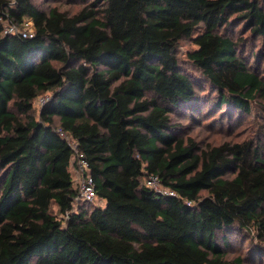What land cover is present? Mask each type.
Returning a JSON list of instances; mask_svg holds the SVG:
<instances>
[{"label": "trees", "instance_id": "obj_1", "mask_svg": "<svg viewBox=\"0 0 264 264\" xmlns=\"http://www.w3.org/2000/svg\"><path fill=\"white\" fill-rule=\"evenodd\" d=\"M68 1L0 0V264H244L226 254L264 243L263 149L202 150L173 116L264 109V0ZM25 18L32 37L4 32ZM61 132L103 205L79 196Z\"/></svg>", "mask_w": 264, "mask_h": 264}, {"label": "rangeland", "instance_id": "obj_2", "mask_svg": "<svg viewBox=\"0 0 264 264\" xmlns=\"http://www.w3.org/2000/svg\"><path fill=\"white\" fill-rule=\"evenodd\" d=\"M40 8L47 9L53 6H58L62 10L74 13L82 8L83 5L75 2L64 0L62 2H55L53 0H35ZM20 27V26H19ZM21 28V27H20ZM246 29L238 25L235 27L236 36H246ZM261 37L257 40V45H261ZM180 54L186 58L188 50L196 48V45L190 39H184L180 43ZM254 59L251 60V63ZM261 74L264 75L263 66L260 68ZM46 95L38 97L34 104V110L38 115L41 107V99ZM204 99L205 96H200ZM255 105L252 113L244 115L243 118L236 120H228L227 114L220 112H207L206 109L203 113L179 111L173 118L183 126L182 134L185 137L193 138L198 144L200 149H205L212 145H218L223 142H242L245 140H254V142L261 145L264 152V109ZM223 111V110H222ZM73 177L74 170L71 169ZM205 193V192H203ZM97 205H103V201L95 199ZM235 245L227 250L226 258L233 259L238 256L244 258V264H264V243L261 241L249 239L245 242L244 239L241 243L235 242Z\"/></svg>", "mask_w": 264, "mask_h": 264}, {"label": "built area", "instance_id": "obj_3", "mask_svg": "<svg viewBox=\"0 0 264 264\" xmlns=\"http://www.w3.org/2000/svg\"><path fill=\"white\" fill-rule=\"evenodd\" d=\"M21 28H20V27ZM5 33L20 32L24 37H32L34 34V23L31 18H25L19 23L6 22L4 27ZM47 96L41 99V104L45 101ZM62 135L68 137L64 132ZM69 144L74 150V155L71 160V167L74 170V186L79 190V196L87 200H95L97 193L94 186V179L92 175V168L90 161L85 154L79 150L75 140L70 136L68 137ZM147 185L155 190L162 191L169 194H174L165 187L159 176L151 174L147 179Z\"/></svg>", "mask_w": 264, "mask_h": 264}]
</instances>
